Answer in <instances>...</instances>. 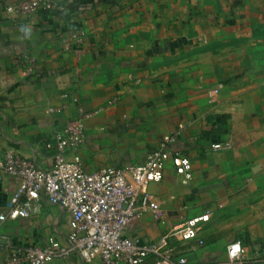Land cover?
Wrapping results in <instances>:
<instances>
[{
	"label": "crops",
	"instance_id": "0c3cea01",
	"mask_svg": "<svg viewBox=\"0 0 264 264\" xmlns=\"http://www.w3.org/2000/svg\"><path fill=\"white\" fill-rule=\"evenodd\" d=\"M11 1L0 0V163L13 148L51 166L44 140L78 108L89 114L75 152L87 171L140 163L173 132L192 178L183 182L168 162L162 181L148 187L163 223L144 213L130 234L153 241L211 209L197 239L171 240L186 264H235L227 258L230 244L264 243V121L250 119L247 130L235 120L264 118V0H68L57 11L19 18L5 11ZM76 29L85 33L81 54L60 53L59 33ZM24 57L34 60L33 71ZM219 84L211 104L206 91ZM226 113L233 146L214 152L212 142L229 139ZM17 184L0 167V210ZM68 230V216L49 204L34 218L0 224L18 247ZM49 264L102 263L71 254ZM242 264H264V254L248 251Z\"/></svg>",
	"mask_w": 264,
	"mask_h": 264
},
{
	"label": "built area",
	"instance_id": "2783aa9c",
	"mask_svg": "<svg viewBox=\"0 0 264 264\" xmlns=\"http://www.w3.org/2000/svg\"><path fill=\"white\" fill-rule=\"evenodd\" d=\"M62 1L68 0H13L4 8L8 15L19 18L57 11ZM84 38L82 29L60 32L59 52L81 54ZM21 63L26 65L27 72L33 71L32 58L24 57ZM79 73L76 69V75ZM221 87L219 84L206 91L210 103L215 101ZM50 111L57 110L50 108ZM88 116L78 108L75 117L44 140L45 149L53 156V164L47 168L38 166L13 148L3 152L0 167L16 178L18 184L0 210V224L34 218L49 204L59 206L68 216L69 230L63 236L50 234L24 247L15 246L12 237L0 231V252L8 251L0 264H49L71 254L84 262L98 258L102 264H186V258L176 252L171 240L197 239L202 225L212 218L211 209L184 219L153 241L139 242L129 232L134 220L144 213H149L156 223H163L160 203L148 193V187L162 181L168 162L183 182L192 178L190 159L175 147L177 135L173 132L163 135L140 163L106 165L87 171L75 152L85 141L84 122ZM232 146V141L226 139L212 142L210 148L225 152ZM248 251L261 256L264 243L230 244L228 261L242 264Z\"/></svg>",
	"mask_w": 264,
	"mask_h": 264
},
{
	"label": "rangeland",
	"instance_id": "374dc122",
	"mask_svg": "<svg viewBox=\"0 0 264 264\" xmlns=\"http://www.w3.org/2000/svg\"><path fill=\"white\" fill-rule=\"evenodd\" d=\"M263 17V16H262ZM216 101H214L213 103L211 104H214ZM210 104V103H209ZM246 108L248 109V104H246ZM251 119V121L255 122V124L253 125H256V121L259 122V121H264V118H259V117H252V118H249L248 116L246 117H240V118H235V120H237L238 124H239V128H246L248 130V121ZM233 121V118L232 116L230 115V113H226L224 114L223 118H222V122H223V129L225 130V133L228 135L226 136L225 138H229L231 139L232 141V137H231V130H232V123L231 121ZM253 122V123H254ZM264 123V122H263ZM262 123V125H263ZM225 140V139H224ZM219 141H223V140H219ZM233 143V142H232Z\"/></svg>",
	"mask_w": 264,
	"mask_h": 264
},
{
	"label": "clouds",
	"instance_id": "9594fccd",
	"mask_svg": "<svg viewBox=\"0 0 264 264\" xmlns=\"http://www.w3.org/2000/svg\"><path fill=\"white\" fill-rule=\"evenodd\" d=\"M20 31L25 33L26 35H30V32H31V30L27 27H22Z\"/></svg>",
	"mask_w": 264,
	"mask_h": 264
}]
</instances>
